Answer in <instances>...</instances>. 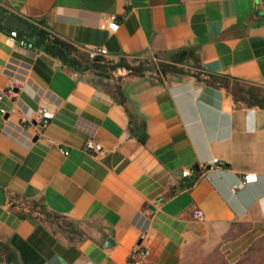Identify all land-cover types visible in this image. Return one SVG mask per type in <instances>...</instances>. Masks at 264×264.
Returning <instances> with one entry per match:
<instances>
[{
    "label": "crops",
    "instance_id": "obj_1",
    "mask_svg": "<svg viewBox=\"0 0 264 264\" xmlns=\"http://www.w3.org/2000/svg\"><path fill=\"white\" fill-rule=\"evenodd\" d=\"M0 7L83 50L105 47L112 62L190 70H118L123 105L113 89L0 30V190L6 199L40 200L83 231L54 232L0 205V242L18 264H129L136 246L150 251L142 264H180L187 247L208 241L235 264L264 237V109L233 103L192 75L199 68L264 88L258 0H0ZM112 15L116 32L107 28ZM42 106L55 111L46 127ZM90 137L103 152L84 150ZM184 169L195 171L191 187H181ZM247 174L257 181L244 183Z\"/></svg>",
    "mask_w": 264,
    "mask_h": 264
},
{
    "label": "trees",
    "instance_id": "obj_2",
    "mask_svg": "<svg viewBox=\"0 0 264 264\" xmlns=\"http://www.w3.org/2000/svg\"><path fill=\"white\" fill-rule=\"evenodd\" d=\"M0 9L5 14H9L7 10L2 9L1 7ZM25 21L34 30L45 31L48 35V38L54 41V44L49 46L35 36L25 33L18 28L7 26L4 24L2 19H0V30L8 34H10L11 31H15L17 34L15 40L19 44L22 43L27 48L46 52L47 54L59 59L64 65L70 67L77 73L84 76H90L89 78L92 82H97L102 85L98 79H112L114 73L120 69H126L133 75L137 76L143 75L144 72L148 70V68L142 65L132 66L125 58H122L117 62H112L107 59L92 60L83 49L60 39L48 30L33 22L28 20ZM64 49L68 50V54ZM69 55H71L72 58ZM159 70L163 71L164 73L190 74V70H185L183 67L178 66L176 62L162 63ZM192 75L198 80L205 82L207 85L224 91L229 101L233 103L241 102L247 107H259L264 109L263 87L243 83L240 80L229 76L207 73L199 68H197L196 72ZM113 93L117 95V98L121 104H126V98L123 95L120 85H117L113 89ZM193 181L194 180L192 179H187L181 184V187H191L194 183ZM7 204L21 219L46 223L54 230V232H66L69 235L76 237H79L81 234H83V231L79 228V224L76 221L71 220L67 216L49 210L40 200H30L21 194L14 193L8 194ZM83 237L84 236L80 238ZM0 247H4L8 250L7 261L9 263L15 261L18 264L16 256L14 252L11 251L9 246L0 242ZM217 247V251H219L222 256L220 264H231L226 259L225 253L221 251L219 246ZM192 250L193 249L190 247L185 249L180 264L192 263V259L194 257ZM258 253L264 254V237L257 240L235 264H253ZM261 260L262 259H260V264H264V260Z\"/></svg>",
    "mask_w": 264,
    "mask_h": 264
},
{
    "label": "built area",
    "instance_id": "obj_3",
    "mask_svg": "<svg viewBox=\"0 0 264 264\" xmlns=\"http://www.w3.org/2000/svg\"><path fill=\"white\" fill-rule=\"evenodd\" d=\"M258 1L264 17V0H258ZM116 20L117 17L115 15H112L110 17V23L107 25V28L111 32H116L119 28V24L117 23ZM10 36L15 39L17 37V34L15 31H11ZM20 44L24 46L22 43ZM84 51L88 54L89 58L92 60H103V59H107L108 57V50L105 47L86 48L84 49ZM15 84L16 82L14 81H11L9 84L12 93ZM1 99H2V95H0V100ZM39 118L42 126L46 127L49 124V122L55 118V111L49 106H42L39 110ZM84 150L88 153L98 155L101 152H103V146L90 137L86 140ZM194 173L195 171L193 170L184 169L182 171V177L184 179H192L194 177ZM257 178H258L257 174H247L244 176L243 182L246 184L253 183L257 181ZM194 218L196 220H203L204 219L203 211L197 210L194 213ZM149 254L150 251L147 248L145 249L142 246H136L130 253L129 264H142L143 260L146 257H148Z\"/></svg>",
    "mask_w": 264,
    "mask_h": 264
},
{
    "label": "rangeland",
    "instance_id": "obj_4",
    "mask_svg": "<svg viewBox=\"0 0 264 264\" xmlns=\"http://www.w3.org/2000/svg\"><path fill=\"white\" fill-rule=\"evenodd\" d=\"M132 66H144L151 70L153 73L157 75L160 73L159 68L162 64L159 60H149V59H137V60H130L128 61ZM117 73V71L115 72ZM113 75L112 79H98L102 83V85L109 87L111 90L114 89L118 83L120 82V77ZM193 250V259L191 264H220L221 254L217 251V244L215 242H202V243H195L189 246ZM7 253L8 250L4 247H0V264H17L15 261L9 263L7 261ZM226 257V256H225ZM261 261L264 260V254L258 253L256 255V259L254 260L253 264H260Z\"/></svg>",
    "mask_w": 264,
    "mask_h": 264
},
{
    "label": "water",
    "instance_id": "obj_5",
    "mask_svg": "<svg viewBox=\"0 0 264 264\" xmlns=\"http://www.w3.org/2000/svg\"><path fill=\"white\" fill-rule=\"evenodd\" d=\"M0 19L4 21V24L13 28H18L25 33H28L32 36H35L39 38L42 42L46 43L47 45H53L54 41L50 38H48V35L45 31H36L32 27L29 26V24L17 16L16 14H5L1 9H0ZM65 52L68 54V50L64 49ZM71 58L72 56L69 55ZM7 203L6 195L5 193L0 190V205H5ZM113 245V241L111 239L107 240L105 247H111Z\"/></svg>",
    "mask_w": 264,
    "mask_h": 264
}]
</instances>
